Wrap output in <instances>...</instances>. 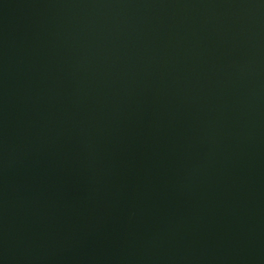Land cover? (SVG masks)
<instances>
[{
  "label": "water",
  "instance_id": "water-1",
  "mask_svg": "<svg viewBox=\"0 0 264 264\" xmlns=\"http://www.w3.org/2000/svg\"><path fill=\"white\" fill-rule=\"evenodd\" d=\"M0 264H264V0H0Z\"/></svg>",
  "mask_w": 264,
  "mask_h": 264
}]
</instances>
